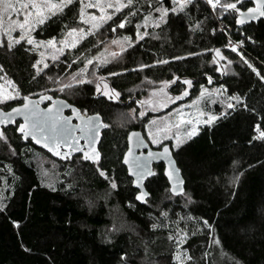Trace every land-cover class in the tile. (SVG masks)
I'll return each mask as SVG.
<instances>
[{
    "label": "trees",
    "instance_id": "1",
    "mask_svg": "<svg viewBox=\"0 0 264 264\" xmlns=\"http://www.w3.org/2000/svg\"><path fill=\"white\" fill-rule=\"evenodd\" d=\"M250 5L237 0L236 8L219 18L223 8L216 12L205 0L179 9L173 0H128L110 19L105 38L115 27L114 37L131 44L105 66L107 89L84 83L78 97L53 90L54 80L77 74L103 49L97 32L47 69L25 41L0 44V68L23 98L61 97L82 112L101 114L107 124L101 159L94 163L82 155L57 159L31 140L24 142L19 120L1 129L0 264H181L174 258L176 231L167 227L170 220L187 231L182 248L188 258L182 264H264V19L236 27L237 14ZM81 14L78 2L69 4L34 37L62 39L70 29L85 27ZM147 16L157 21L154 26L145 24ZM222 23L231 31H223ZM229 41L240 44L241 55L227 47ZM152 85L165 95L148 102L167 106L148 111L145 119L205 89H221L224 99L208 102L213 120L195 135L175 148L168 142L185 191L173 194L164 165L157 164L146 182L150 197L141 205L122 158L128 133L143 131V125L116 127L109 119L115 109H138ZM23 98L0 108L11 109Z\"/></svg>",
    "mask_w": 264,
    "mask_h": 264
},
{
    "label": "rangeland",
    "instance_id": "2",
    "mask_svg": "<svg viewBox=\"0 0 264 264\" xmlns=\"http://www.w3.org/2000/svg\"><path fill=\"white\" fill-rule=\"evenodd\" d=\"M188 1L191 0H173L174 8H181ZM213 1H207L211 2L213 10L217 12L218 7L223 8L219 18L227 16L231 10L236 8L237 4V0L224 4L221 0H218L217 3ZM74 2L81 5L80 21L86 29L84 26L70 29L62 39L41 41L34 37V31L40 25ZM127 4L128 0H0V44L3 42L16 44L25 41L38 52V65L42 69H47L55 61H58L66 50L76 47L90 34L97 32L99 38L104 39L103 49L93 56L77 74L57 76L53 84L55 88L52 89L57 90L59 94L67 92L73 95L75 93V97L79 96L78 89L84 83H91L95 87L97 86L98 90L101 85L107 89L106 82L109 81V76L102 74L105 66L110 62L118 61L119 55L131 43L128 38L120 40L114 37L115 27L112 28L110 37L105 38L108 35L106 27L111 21L110 19L123 10ZM156 22L151 16H147L145 20V24L150 26H154ZM124 25L125 21L119 24L120 27ZM116 45L118 46L116 47ZM234 50L241 55L240 51ZM151 87L152 93L143 96L138 109L132 107H125L124 110L115 109L114 113L110 115L109 123L116 127L142 124L146 139L153 147H160L169 142L175 148L185 142L197 133L201 125L213 120V117L206 111L208 102L213 103L216 100L222 102L224 99L221 89H205L197 98L187 101L169 112L146 118V120L145 115L148 111H158L167 106L160 102H148L151 97L156 99L163 98L165 95L164 90L162 91L154 85ZM106 93L108 99L117 101L116 97L110 96L108 91ZM22 98L17 86L5 76L0 68V103L19 101ZM232 107V102H228V108ZM44 173L45 176L48 175L51 180L53 179L49 170L46 169ZM112 185H115L113 181L111 188ZM107 195L109 196V192ZM166 225L176 231L177 248L174 258L175 261L182 264L188 258L186 251L182 248L188 238L187 231L181 227L178 221L170 220Z\"/></svg>",
    "mask_w": 264,
    "mask_h": 264
},
{
    "label": "water",
    "instance_id": "3",
    "mask_svg": "<svg viewBox=\"0 0 264 264\" xmlns=\"http://www.w3.org/2000/svg\"><path fill=\"white\" fill-rule=\"evenodd\" d=\"M251 2L252 5L239 12L236 27L244 28L264 19V0H238V4ZM70 112V114H67ZM20 121L17 132L24 142L45 150L54 158L67 159L75 155L94 163L101 159L99 145L107 124L99 113L82 112L66 99L51 95L24 97L21 104L11 109L0 108V131ZM122 164L137 190L136 201L143 205L150 197L146 182L155 174L154 166L164 165V176L173 194L185 191V179L173 155L169 143L154 148L141 129H133L127 136V149Z\"/></svg>",
    "mask_w": 264,
    "mask_h": 264
},
{
    "label": "built area",
    "instance_id": "4",
    "mask_svg": "<svg viewBox=\"0 0 264 264\" xmlns=\"http://www.w3.org/2000/svg\"><path fill=\"white\" fill-rule=\"evenodd\" d=\"M205 1H208V0H205ZM214 3H217L218 2V0H214L213 1ZM209 3H211V2H209ZM221 29L223 30V31H231V28H229V27H226V25L225 24H221ZM227 47H232V48H234V49H237V50H240V45L239 44H233V42H231V41H229L228 42V44H227Z\"/></svg>",
    "mask_w": 264,
    "mask_h": 264
},
{
    "label": "flooded vegetation",
    "instance_id": "5",
    "mask_svg": "<svg viewBox=\"0 0 264 264\" xmlns=\"http://www.w3.org/2000/svg\"><path fill=\"white\" fill-rule=\"evenodd\" d=\"M250 3H251V2H250ZM251 5H252V3H251ZM251 5H250V6H251ZM250 6H249V7H250ZM67 114H70V112H67ZM164 144H166V143H164ZM164 144H163V145H164ZM163 145H162V146H163ZM162 146L158 147V149L161 148ZM154 148H157V147H154Z\"/></svg>",
    "mask_w": 264,
    "mask_h": 264
}]
</instances>
